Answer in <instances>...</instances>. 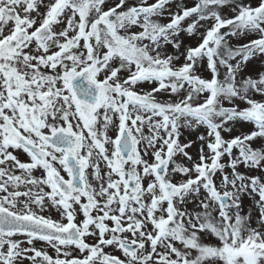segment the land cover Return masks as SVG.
I'll list each match as a JSON object with an SVG mask.
<instances>
[{
  "label": "snow or ice",
  "instance_id": "6c2138e0",
  "mask_svg": "<svg viewBox=\"0 0 264 264\" xmlns=\"http://www.w3.org/2000/svg\"><path fill=\"white\" fill-rule=\"evenodd\" d=\"M0 264H264V0H0Z\"/></svg>",
  "mask_w": 264,
  "mask_h": 264
}]
</instances>
